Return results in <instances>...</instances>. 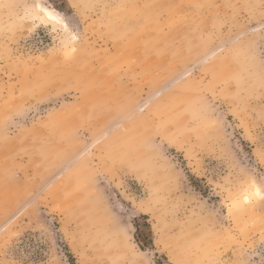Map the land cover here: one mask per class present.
I'll list each match as a JSON object with an SVG mask.
<instances>
[{"label": "rangeland", "instance_id": "1", "mask_svg": "<svg viewBox=\"0 0 264 264\" xmlns=\"http://www.w3.org/2000/svg\"><path fill=\"white\" fill-rule=\"evenodd\" d=\"M0 264H264V0H0Z\"/></svg>", "mask_w": 264, "mask_h": 264}, {"label": "bare ground", "instance_id": "2", "mask_svg": "<svg viewBox=\"0 0 264 264\" xmlns=\"http://www.w3.org/2000/svg\"><path fill=\"white\" fill-rule=\"evenodd\" d=\"M31 6H32L31 10H29V12H27V13L28 14L30 13L32 15V17H35L41 23H47V24L51 23V25L52 24H54V25L59 24V25H62V27L66 28L67 25H66V22L62 16L61 12L58 11L57 9H55L54 7L46 6L45 4H42L40 2L32 3L30 5V7ZM24 18L26 20V17H24ZM29 20H31V18ZM254 191H256V190H254Z\"/></svg>", "mask_w": 264, "mask_h": 264}, {"label": "trees", "instance_id": "3", "mask_svg": "<svg viewBox=\"0 0 264 264\" xmlns=\"http://www.w3.org/2000/svg\"><path fill=\"white\" fill-rule=\"evenodd\" d=\"M145 225H147V224H143V226H145ZM133 226H134L136 232L139 231V226L138 225L133 223Z\"/></svg>", "mask_w": 264, "mask_h": 264}]
</instances>
